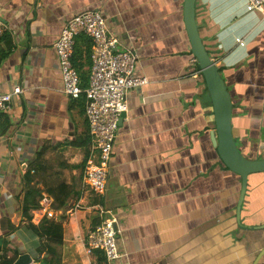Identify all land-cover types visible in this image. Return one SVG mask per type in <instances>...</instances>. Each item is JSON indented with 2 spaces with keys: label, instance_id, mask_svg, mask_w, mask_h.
Returning a JSON list of instances; mask_svg holds the SVG:
<instances>
[{
  "label": "crops",
  "instance_id": "1",
  "mask_svg": "<svg viewBox=\"0 0 264 264\" xmlns=\"http://www.w3.org/2000/svg\"><path fill=\"white\" fill-rule=\"evenodd\" d=\"M183 7L184 0H0V92L21 88L0 114V237L20 254L34 257L38 243L18 228L30 185L46 200L42 220L62 225L61 264L78 251L86 264L83 241L98 222L95 209H73L79 199L117 217L120 264H264V172L247 176L238 212L241 179L212 141V102L198 63L189 62ZM194 9L232 101L234 141L243 155L263 158L264 18L247 0H195ZM85 10L99 11L118 46L135 50L134 75L148 79L125 95L101 196L81 189L90 140L84 98L63 93L54 47L64 22ZM73 65L86 87V36L76 39Z\"/></svg>",
  "mask_w": 264,
  "mask_h": 264
},
{
  "label": "built area",
  "instance_id": "2",
  "mask_svg": "<svg viewBox=\"0 0 264 264\" xmlns=\"http://www.w3.org/2000/svg\"><path fill=\"white\" fill-rule=\"evenodd\" d=\"M247 1L264 18V0ZM5 31L6 26L0 19V37ZM80 35L90 40L91 66L88 83L84 88L80 85L79 75L73 65L76 39ZM54 47L63 93L71 99H78L81 95L84 98L83 112L90 140L81 189L101 196L106 189L108 164L118 124L127 109L125 95L128 90L148 83V79L134 75L137 53L133 49L118 46V39L108 31L105 18L97 10L81 11L68 18ZM189 62L197 64V59L191 57ZM20 92L19 85L9 92H0V114L9 110L12 98ZM45 203L46 200L41 199L38 208L33 211V224L43 219ZM82 208L95 209L98 221L83 241L86 264H99V256L103 259L100 264H120L123 255L117 245L120 233L117 217L100 205L89 206L79 199L73 209Z\"/></svg>",
  "mask_w": 264,
  "mask_h": 264
},
{
  "label": "water",
  "instance_id": "3",
  "mask_svg": "<svg viewBox=\"0 0 264 264\" xmlns=\"http://www.w3.org/2000/svg\"><path fill=\"white\" fill-rule=\"evenodd\" d=\"M194 6L195 0H184L183 14L185 28L189 37L191 52L197 59L201 75L212 102L216 131V136L212 134V141L217 146L218 154L225 167L239 175L241 179L237 207L239 212L246 190L247 176L251 173L264 172V157L252 159L243 155L234 141L231 131L232 101L219 69L209 56L198 33ZM123 115L124 113H122V117ZM32 261V255L25 252L19 254L12 264H31Z\"/></svg>",
  "mask_w": 264,
  "mask_h": 264
},
{
  "label": "trees",
  "instance_id": "4",
  "mask_svg": "<svg viewBox=\"0 0 264 264\" xmlns=\"http://www.w3.org/2000/svg\"><path fill=\"white\" fill-rule=\"evenodd\" d=\"M2 39L6 40L7 37L3 35ZM3 56H5L4 53L0 55V58L2 59ZM23 182L25 183V175ZM39 198L40 191L27 185L23 190V199L20 204V216L26 221L24 227L38 239L39 249L33 258L39 264H61L58 247L62 243V225L50 219L41 220L38 224L31 222L33 211L39 206ZM19 254L20 250L14 243L0 237V264H12ZM43 254H47V256ZM97 259L99 264L103 260L101 256Z\"/></svg>",
  "mask_w": 264,
  "mask_h": 264
},
{
  "label": "rangeland",
  "instance_id": "5",
  "mask_svg": "<svg viewBox=\"0 0 264 264\" xmlns=\"http://www.w3.org/2000/svg\"><path fill=\"white\" fill-rule=\"evenodd\" d=\"M254 159V158H253ZM23 220L21 219L20 221H19V223H18V228H20V227H22V226H25V223L23 224V223H21ZM32 235V234H31ZM34 236L32 235V238H33ZM30 242H33V241H31L30 240ZM28 245L30 244L29 242L27 243ZM33 244H36V249L35 250H33V256H35L36 255V251H37V249H39V244L38 243H36V242H33ZM71 257L73 258V260H72V264H85V262H84V257H82L81 256V251H78L77 253H75V254H71ZM31 264H39V263H37V262H33V263H31Z\"/></svg>",
  "mask_w": 264,
  "mask_h": 264
}]
</instances>
